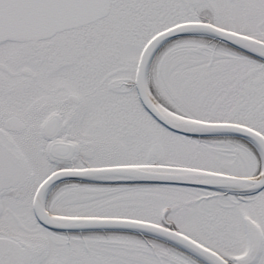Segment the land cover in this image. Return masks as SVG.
Masks as SVG:
<instances>
[{
	"label": "snow or ice",
	"instance_id": "snow-or-ice-1",
	"mask_svg": "<svg viewBox=\"0 0 264 264\" xmlns=\"http://www.w3.org/2000/svg\"><path fill=\"white\" fill-rule=\"evenodd\" d=\"M0 264H264V0H0Z\"/></svg>",
	"mask_w": 264,
	"mask_h": 264
}]
</instances>
